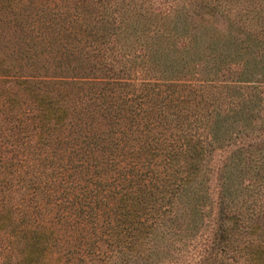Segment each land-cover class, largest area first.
<instances>
[{"label":"trees","instance_id":"1","mask_svg":"<svg viewBox=\"0 0 264 264\" xmlns=\"http://www.w3.org/2000/svg\"><path fill=\"white\" fill-rule=\"evenodd\" d=\"M0 264H264V0H0Z\"/></svg>","mask_w":264,"mask_h":264}]
</instances>
